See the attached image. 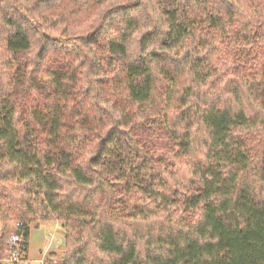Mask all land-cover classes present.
Masks as SVG:
<instances>
[{
  "label": "trees",
  "instance_id": "1",
  "mask_svg": "<svg viewBox=\"0 0 264 264\" xmlns=\"http://www.w3.org/2000/svg\"><path fill=\"white\" fill-rule=\"evenodd\" d=\"M57 1L0 0V256L55 220L61 264H264V0H93L82 34Z\"/></svg>",
  "mask_w": 264,
  "mask_h": 264
},
{
  "label": "rangeland",
  "instance_id": "2",
  "mask_svg": "<svg viewBox=\"0 0 264 264\" xmlns=\"http://www.w3.org/2000/svg\"><path fill=\"white\" fill-rule=\"evenodd\" d=\"M88 3V6H84L79 11L78 9L73 11L75 9V4L73 0H58L55 3L54 10L55 12L50 13L48 11L45 12V15L48 17H53L55 15L59 16L62 21H64V25L70 26L75 30L76 32H84V29L88 28L90 25V20L92 17L93 10L99 11L101 7H98V9H95L93 7V0H85ZM166 5H168L169 0L164 1ZM106 6V5H105ZM105 6L102 8L104 9ZM169 6V5H168ZM73 11V12H72ZM84 11H86V15L90 16V18H87L84 15ZM255 15H251L249 18H253ZM58 27V26H57ZM57 27H53L55 30ZM1 29V26H0ZM57 36L56 39L59 38L58 34L59 32L55 33ZM254 42V41H253ZM210 45H208L213 54L216 58V54L218 57L222 58L219 59L218 63L223 65L224 60V50L223 46L216 45L214 41H209ZM209 48V49H210ZM36 50V44L32 45V51ZM218 50V51H217ZM58 53L57 50H51L50 49V56H54ZM0 55L3 56L1 50ZM241 55L239 56L238 61L236 64L238 66L242 65V59ZM227 63H231L229 60L226 61ZM5 66L3 64V61H0V84L6 83V73L4 70ZM237 73V72H236ZM240 74V73H239ZM247 110L250 112L251 110H254V107H251L252 103H246ZM153 110V109H152ZM148 117L137 115L135 118V126L132 128L131 135L135 136L137 138H141L143 142L147 145V143H151L157 148H160L162 151L167 150V148L172 146L174 143L171 140V137L166 133V128L158 119L157 121H154L157 125L152 129V126L149 128L142 129V127L147 125ZM165 124V123H164ZM131 127V125H129ZM169 131V130H168ZM246 136L251 140V137L253 136V132L250 131ZM260 138L258 135L254 136V143H260ZM254 145L255 150H259V145ZM174 153L178 154L179 159L176 161V164L178 166V175L184 176V181L187 182L189 174L187 172L188 164L197 157V150H194V148L191 146L188 153H183L182 151H174ZM183 174V175H182ZM182 184V183H180ZM151 224L152 221H150ZM156 225V224H153ZM2 224L0 222V231L2 229ZM124 230H127L124 227ZM64 256V235H63V228L61 227V223L59 221L55 220H48V221H40L35 224H30L29 228V237L27 242V251L24 253L22 259H19L16 262H9L8 256H0V263L1 264H61V260Z\"/></svg>",
  "mask_w": 264,
  "mask_h": 264
},
{
  "label": "built area",
  "instance_id": "3",
  "mask_svg": "<svg viewBox=\"0 0 264 264\" xmlns=\"http://www.w3.org/2000/svg\"><path fill=\"white\" fill-rule=\"evenodd\" d=\"M22 236L20 234H12L7 240L9 248V262H16L21 256Z\"/></svg>",
  "mask_w": 264,
  "mask_h": 264
},
{
  "label": "crops",
  "instance_id": "4",
  "mask_svg": "<svg viewBox=\"0 0 264 264\" xmlns=\"http://www.w3.org/2000/svg\"><path fill=\"white\" fill-rule=\"evenodd\" d=\"M28 237H29V235H28Z\"/></svg>",
  "mask_w": 264,
  "mask_h": 264
}]
</instances>
